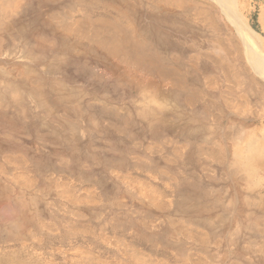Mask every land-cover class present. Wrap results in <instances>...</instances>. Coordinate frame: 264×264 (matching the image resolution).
Instances as JSON below:
<instances>
[{"label": "rangeland", "instance_id": "rangeland-1", "mask_svg": "<svg viewBox=\"0 0 264 264\" xmlns=\"http://www.w3.org/2000/svg\"><path fill=\"white\" fill-rule=\"evenodd\" d=\"M3 3L0 264H264V0ZM90 20L172 40L181 84Z\"/></svg>", "mask_w": 264, "mask_h": 264}, {"label": "bare ground", "instance_id": "bare-ground-1", "mask_svg": "<svg viewBox=\"0 0 264 264\" xmlns=\"http://www.w3.org/2000/svg\"><path fill=\"white\" fill-rule=\"evenodd\" d=\"M16 2L17 0H4L3 5H6V7H12ZM171 17H173L172 20L174 21V19L177 18L176 13ZM180 23L183 26L186 25L185 22L181 21ZM66 30L71 32L72 43L78 49H81V46L83 47L82 43L85 44L87 42V44H92L93 47L103 50L108 55H120L122 58L131 59L138 65L146 66L160 75L173 77V81H176L177 85L182 82V80L177 77L175 70L172 71L160 60V58H162V53L167 52V50L172 47V40H163L162 43V41H159L156 38V32L153 33L152 31L151 34H149V37L152 42L156 43L157 49L155 50L151 48L152 51L148 52L150 50L142 39L136 38V36L127 27H122L113 21H81L76 25V27L70 26L66 28ZM247 39H249L248 36ZM215 61L218 63V59H215ZM237 155L239 163L243 164L244 160L242 159V151H238Z\"/></svg>", "mask_w": 264, "mask_h": 264}]
</instances>
